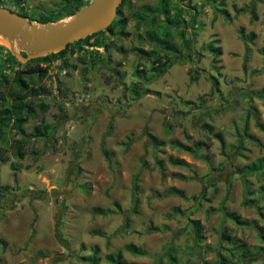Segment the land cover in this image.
Listing matches in <instances>:
<instances>
[{
    "label": "rangeland",
    "instance_id": "rangeland-1",
    "mask_svg": "<svg viewBox=\"0 0 264 264\" xmlns=\"http://www.w3.org/2000/svg\"><path fill=\"white\" fill-rule=\"evenodd\" d=\"M6 1H0V7L36 19L49 18V12L57 10L61 2ZM252 1L186 3L180 26L171 28L170 33L182 48V58L175 57L168 71L151 82L137 78L136 69L139 62L146 70L152 63L137 52L125 56L117 47L155 49L143 40L149 25L141 28L132 16L144 6L154 8L158 0L127 4L129 23L125 31L130 35L121 38L115 35L118 29L112 32L115 34L110 38L117 47L106 54L112 63H98L87 75H82L81 65L75 71L62 69L60 60L42 65L49 67L40 85L45 89L47 109L30 119L26 129L30 133L47 122L53 126L54 138L46 141V150L38 156L33 152H41L45 140L31 142L21 162L23 169L18 172L10 166L14 161L10 149L0 141L10 159L0 162V186L8 188L6 196L0 195V264H90L80 257L92 255L95 248L100 249L102 264H109L107 255L120 251L130 264H170L166 255L173 246L179 264H184L190 251L194 254L192 264H218V251L230 247L221 237L226 229L254 254L245 264H264V256L258 252L264 245L259 235L264 216L256 208L264 209V175L248 176L249 194L239 172L264 157V133L256 126L258 121L264 124V100L257 96L264 89V0L257 4L256 19L245 9ZM241 28L247 35H256L253 42L243 43ZM157 31L164 35L165 31ZM211 40H219L223 50L216 65L220 70L214 68L216 58L206 50ZM8 53L0 41V66ZM67 58L78 62L77 55L70 52ZM191 69L200 70L199 81H191ZM6 74L11 75L7 86H12L13 71L6 69ZM212 75L219 76L220 93H213ZM135 83L140 98L133 92ZM188 101L195 104L188 105ZM247 118L249 134L257 141L247 137L244 146L248 151L237 156L232 150L241 139ZM205 122L223 133L231 158L223 156L220 143L200 128ZM6 132L8 138L15 137L11 129ZM145 132L164 145L155 149ZM175 140L189 146L207 143L202 154L209 155L212 166L220 170L212 171L204 160L173 147ZM171 156L185 160L188 167L169 165ZM157 158L164 161L166 178L156 166ZM173 173L188 179L174 178ZM181 190L185 198L177 194ZM205 193V199H200ZM135 198L140 202L138 214L133 213ZM96 208L107 214H94ZM226 211L237 213L249 224H235ZM190 219L203 224L206 240L199 246L193 244ZM57 226L68 247L57 241ZM150 226L157 230L151 232ZM130 244L149 255L128 253L125 247ZM237 260L233 264L243 263L240 256Z\"/></svg>",
    "mask_w": 264,
    "mask_h": 264
},
{
    "label": "trees",
    "instance_id": "trees-1",
    "mask_svg": "<svg viewBox=\"0 0 264 264\" xmlns=\"http://www.w3.org/2000/svg\"><path fill=\"white\" fill-rule=\"evenodd\" d=\"M0 1H2V3L4 4L7 3L6 0ZM24 1L25 0H12L11 2H14V4H20ZM176 1H178V3H175ZM90 2L91 0H61L60 4H58V9H54V11L49 12L51 13V15H49V18L46 19L45 17L36 19L34 18V16H29L25 12L21 15L26 16L31 21H36L44 25L50 22L60 21L63 18H69L75 15L80 10V8L89 5ZM132 2L133 0H123L120 3L116 18L106 30L99 31V33H96L84 40L70 44L62 52L33 59L28 63L20 62L10 52L8 53V56H5L4 63L0 66L3 68V70L1 69L0 71V141L2 144L8 146L11 151L14 161L11 162L10 166L13 170L18 172L23 169L21 162L26 158V147L31 142L37 140H45L43 150L41 152H33V155L38 156L46 150V141L49 142L54 138L52 136L53 126H51L47 122H43L42 124L34 127L30 133L26 129V124L30 119H34L39 112H44L47 109L44 103L45 89H43L40 85L47 78L49 67H42V65L48 64L49 66V64L51 65L60 60V67L62 69H71L75 71L81 65L83 67L82 75H87L89 68H91L92 66H96L98 63H112L110 54L107 56L106 54L110 53L111 49L116 48L117 46L114 41H111L110 37L115 34L112 32H114L116 29H118V32L115 35H118L121 38H127V36L130 35V33H126L125 31L129 23V19L125 17V10L127 4H132ZM191 2L192 0H158V4L154 6V8L144 6L141 12L133 14V19L136 21V24L141 26V28L142 26L144 27L146 25H149L150 29H146V37H144L143 40H148L150 45L155 48L153 49V51H147L143 48L137 47L130 50L124 49L123 46L117 47L118 51L123 53L125 56L128 55L129 52H137L139 53L141 59H147L150 61V63H152V67L149 70H146L145 67H143V63L139 62L136 69L137 78L145 82H151L154 78L160 77L168 71V69L173 65L175 57L178 58L181 56L182 58V48H180L179 45L173 42V37L170 33H172L171 28L180 26L181 22L179 20L181 19L182 14L184 12L183 9L185 7V4ZM261 2L262 0H254L247 7H245V9H249V12L252 15L253 19L257 18V4ZM173 3L175 5H172ZM179 3H182L184 5L181 6ZM221 6H224V3H221ZM221 12L223 14H227L226 11L223 9ZM157 30L165 31L163 33L164 35L158 33ZM239 36L244 44L251 43L256 38L255 34L247 35L245 28L239 29ZM219 44V40H211L206 45V50L210 54H212L214 58H216V60H214V68H216L217 70H220V67H216V65L219 64L218 58L221 57L223 54L222 47H220ZM101 49H103L104 52L101 51ZM69 52L71 53V56L77 55V63H72L69 58L66 59ZM24 55L26 56V54ZM17 66H20V68H18ZM139 67H141L142 69H140ZM6 69L12 70L14 75L12 82L13 85L9 86L10 88L7 86V84H9L8 82L10 81L11 75L6 74ZM149 71L152 73V76H150V78L149 76H147ZM189 75L191 76V81L197 82L200 79L201 73L199 69H191L189 71ZM211 80L213 84V93H220L221 88L219 76L212 75ZM1 88L4 89L2 90ZM133 92L136 98H140L141 92L138 84H136L133 88ZM257 96L260 99L264 100V89L259 91ZM36 99H41L40 104L35 103ZM187 104L192 105L195 103L188 101ZM199 104L201 105V101H199ZM256 126L264 133L263 123L258 121L256 123ZM200 128L207 134L212 135L215 140L220 143L221 153L223 156L231 158V154L227 153V143L226 140H224L225 137L223 133L216 132L214 126L210 125L207 122L202 123L200 125ZM9 129L15 132V137H13L12 139L8 138L5 135L7 133L6 131H8ZM145 136L157 150H159L160 147L164 145L163 142L159 141V139H157V137L151 134L150 132H145ZM247 137L251 139L252 142L257 141L255 136L249 134V118L245 120L243 134L238 145H236L235 149L232 150L233 154H236L237 156H243V152L248 151V149H246L244 146V140ZM206 144L207 143L203 141H199L197 143H194L192 146H189L181 143L178 140L172 142L173 147L181 149L189 154H192L193 156H195V158L204 160L207 164H209L212 171H218L220 170V168L212 166L213 164L210 156L202 154L203 146H205ZM3 148L2 146H0V162L7 163L10 161V159L7 156L6 149L4 150ZM104 151L105 153H107L105 149ZM169 163V165L173 167H188V163L185 160L175 158L173 156L169 157ZM156 166H158V168L160 169L162 177L166 178V168L164 165V161L159 160L157 158ZM239 172L240 175L243 177L247 193L252 194V191L249 189L248 186V176L250 174L252 175L257 173L264 175V157L243 166L239 169ZM172 177L179 178L182 180L188 179L187 176L179 173H173ZM7 193L8 188L0 186V195L6 196ZM171 193L172 192L169 191V194ZM177 194L185 198L184 192L182 190L178 191ZM202 197L203 198L200 199H205L206 193ZM193 198V200L199 199L198 197ZM248 201L250 204H254L253 200L249 199ZM139 203V199L135 198L133 206V213L135 214L139 213ZM116 207L121 210L119 205H116ZM256 208L260 216H264L262 214L264 211L263 207L257 206ZM94 214L105 215L107 214V212L105 213L102 209L96 208L94 210ZM226 216L230 221H234V223L239 226H247L249 224V221L241 219V217L235 212L226 211ZM190 224L192 226V232L194 234L193 244L195 246H199L206 240V237L203 234V224L200 220L196 219H190ZM149 230L153 232L157 229H155L153 226H150ZM55 231L58 239L57 241L63 243V245L68 247L69 243L67 242L66 238H64V236L62 235V232L60 231V228L58 226L56 227ZM221 235L224 243H226V245L230 247L227 248L224 246V251H218V264H233L234 261H238L237 259L239 256L243 261V263L241 264H245L249 260H251V257L254 256V254H252L247 248V245L239 238L233 236L228 231V229L224 230ZM259 235L262 240V243L264 244V228L260 229ZM125 250L136 257H146L149 255L145 249L140 248L134 244L127 245L125 247ZM99 252L100 249L95 248L93 250L92 255L80 257V260L89 262L90 264H102V259L99 256ZM258 252L264 256V245L263 247L258 249ZM176 253L177 250L175 246L169 249L166 257L167 259H169L170 264H179V259ZM192 253V251L189 252V254L184 260V264H192L191 259L194 256V254ZM105 260L109 264H130L124 258V255L121 251L116 254L107 255L105 257Z\"/></svg>",
    "mask_w": 264,
    "mask_h": 264
},
{
    "label": "water",
    "instance_id": "water-1",
    "mask_svg": "<svg viewBox=\"0 0 264 264\" xmlns=\"http://www.w3.org/2000/svg\"><path fill=\"white\" fill-rule=\"evenodd\" d=\"M122 1L91 0L67 20L44 25L0 7V41L22 63L59 53L70 44L106 30L116 18Z\"/></svg>",
    "mask_w": 264,
    "mask_h": 264
}]
</instances>
